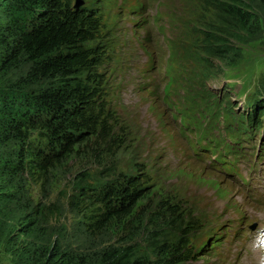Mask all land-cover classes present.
Returning <instances> with one entry per match:
<instances>
[{"label": "rangeland", "instance_id": "obj_1", "mask_svg": "<svg viewBox=\"0 0 264 264\" xmlns=\"http://www.w3.org/2000/svg\"><path fill=\"white\" fill-rule=\"evenodd\" d=\"M82 1L104 14V91L117 135L111 147L92 138L44 182L31 184L34 203L56 212L46 239L62 233L60 243L79 252L133 242L148 249L134 229L140 230L147 210L156 214L170 203L193 221V256L186 264H264V116L249 140V130L237 129L248 122L239 121L241 115L252 116L264 102L262 6L254 10L259 19L249 36L223 38L230 50L221 59L205 54V33L218 32L205 0ZM235 137L243 145L239 159L213 148L221 139L234 145ZM108 166L147 181L129 216L91 231L95 208L71 205L75 184L79 172L105 176ZM7 220L0 264H16L8 243L37 240L21 235L17 217Z\"/></svg>", "mask_w": 264, "mask_h": 264}, {"label": "trees", "instance_id": "obj_2", "mask_svg": "<svg viewBox=\"0 0 264 264\" xmlns=\"http://www.w3.org/2000/svg\"><path fill=\"white\" fill-rule=\"evenodd\" d=\"M75 1L0 0V246L1 231H7L10 221L3 218L17 217L23 223L21 235L37 242L8 243L6 250H12L16 264H186L193 256V221L187 211L170 203L160 204L156 214L147 210L140 230L134 229L148 249L133 242L79 252L60 243L62 233L46 239L56 212L34 203L31 184L44 182L50 170L70 160L92 138L107 144L117 135L104 91L109 51L104 14L92 7L76 9ZM205 2L213 8L212 29L218 31L205 33V54L225 59L230 48L223 38L249 36L259 19L254 10L259 5L264 9V0ZM256 106L252 116L239 118H248L237 128L250 131L247 140L261 129L264 102ZM213 116L218 113L213 111ZM221 142L213 146L218 154L223 152ZM105 172L103 176L83 170L75 184L71 205L77 211L84 205L95 208L91 231L100 232L129 216L147 181L115 166Z\"/></svg>", "mask_w": 264, "mask_h": 264}, {"label": "water", "instance_id": "obj_3", "mask_svg": "<svg viewBox=\"0 0 264 264\" xmlns=\"http://www.w3.org/2000/svg\"><path fill=\"white\" fill-rule=\"evenodd\" d=\"M82 6H84V2L82 0H77L75 4L76 9H79Z\"/></svg>", "mask_w": 264, "mask_h": 264}, {"label": "bare ground", "instance_id": "obj_4", "mask_svg": "<svg viewBox=\"0 0 264 264\" xmlns=\"http://www.w3.org/2000/svg\"><path fill=\"white\" fill-rule=\"evenodd\" d=\"M215 189H216V191H217V194H219V192H218L217 188H215Z\"/></svg>", "mask_w": 264, "mask_h": 264}]
</instances>
